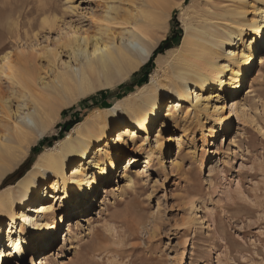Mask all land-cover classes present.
<instances>
[{
	"label": "rangeland",
	"instance_id": "1",
	"mask_svg": "<svg viewBox=\"0 0 264 264\" xmlns=\"http://www.w3.org/2000/svg\"><path fill=\"white\" fill-rule=\"evenodd\" d=\"M19 2L0 0V137L12 133L14 122L21 123L33 105L43 106L41 101L48 92L41 82L51 83L53 73L61 72L64 63L75 64L71 49L64 46L65 38L87 35L88 44L94 37L119 42L136 21L155 43L146 62L133 74L79 96L57 110L42 135L34 131V141L26 152L0 177V196L15 191V184L38 154L63 138L93 108H108L149 80L156 57L169 50L153 56L170 34L173 15L182 32L175 48L184 26L202 32L207 39L228 23L259 20L264 11V0H26L18 14ZM252 38L244 33L240 41L225 45L228 47L217 61L226 63L223 53L229 46L239 56L243 43ZM203 44L200 41L198 48ZM254 57L236 94L220 90L216 83L197 88L194 92L200 94V103L196 108L192 106L196 101L193 92L176 114L163 116L147 135L135 137L133 145L127 141L126 150L113 159L114 172L106 186L96 177L98 189L93 202L91 195L85 199V210H72L73 198L61 200L60 190L49 200L55 221L41 219L38 231L24 223L25 229L18 233L21 221L17 220L11 235L30 237L29 246L36 233L43 236L51 228L47 223L54 224L57 236L40 252L23 249L22 258L11 257V250L5 247L3 264H36L41 253L48 255V264H264V62L258 63V54ZM170 60L162 64L163 71L158 69L159 79L171 73ZM7 65L12 66L17 81L10 78ZM225 75L227 82L229 72ZM193 90L192 86L190 92ZM162 93L165 112V103L172 97L165 88ZM232 99L238 101L236 116L230 107ZM217 106L221 107L220 118L215 113ZM229 114L223 130L221 120ZM123 115L118 110L116 119L121 122ZM72 121L75 123L63 132V125ZM111 130H115L113 125ZM128 157L136 160L132 184L126 179L127 172L122 176ZM72 165L66 166L67 175ZM19 167L16 176L28 169L19 178L4 180ZM91 172L97 175L96 170ZM43 189L41 184L38 193ZM0 224V241L5 245L7 217ZM68 226L71 231L67 233Z\"/></svg>",
	"mask_w": 264,
	"mask_h": 264
},
{
	"label": "bare ground",
	"instance_id": "2",
	"mask_svg": "<svg viewBox=\"0 0 264 264\" xmlns=\"http://www.w3.org/2000/svg\"><path fill=\"white\" fill-rule=\"evenodd\" d=\"M25 1L19 2L18 7L21 8H18V14H21L24 9ZM235 14L233 13V16ZM42 22L48 24L45 19ZM134 23L132 28L119 38V42L115 38L105 40L102 37H94V41L88 44L87 35L79 37L73 35L65 38L64 46L71 49L75 64L64 63L61 72L53 71L51 83L41 82L44 92H48V94L44 93L43 101L40 100L43 106L38 103L37 106L33 105L31 111L29 109L26 111L21 123L14 122L12 133L0 137V177L26 152L28 146L34 141L32 139L34 131L42 135L48 130L59 108L79 96L96 89L110 87L124 80L146 62L155 41L139 25L137 26L136 21ZM244 33L253 35V38L246 45L243 43L241 53L236 56L235 50L230 46L233 45L234 40L240 41ZM200 41L204 44L199 49ZM225 45H230L223 53L226 63L218 62L217 56L224 47H228ZM262 50H264V11L260 14L259 20L255 19L247 24L228 23L209 35L207 39L202 36V32L184 26L179 46L167 50V54L163 57H156L155 69L146 83L138 86L108 108H93L63 138L45 147L38 154L32 167L15 184L17 188L15 191L8 190L0 196V219L7 217L9 222L5 245L2 240L0 241L3 247L0 248V264H3L6 257L5 247L11 250V257L17 254L18 258H22L23 249L40 252L47 249L57 236L54 224L47 223L51 228L44 230L43 236L39 235V232L36 233L33 245L29 246L27 243L32 241L30 237L22 239L19 235L16 238L11 235L13 228H16L17 220L21 221L18 233L28 225H31L32 229L40 230L41 221L46 220L45 218L55 221L56 217L51 214L53 206L49 200L55 199V193L60 190H62L61 200L73 198L72 210L79 208L85 210L87 208L85 199L91 195L93 202L94 193L98 189L96 177L99 178L102 186H106L105 183L114 172L113 159L115 160L119 153L126 150L127 141L133 145L135 137L142 133L147 135L154 125L159 124L163 116L168 118L174 112L176 114L180 111L182 102L187 101L197 88L203 89L209 84L216 83L220 90L224 89L230 95L236 94L243 86L252 64L255 63L254 54L259 55L258 63L264 62ZM169 60L172 62L171 73L168 75L165 73L163 78L159 79L158 69L163 71L162 64ZM6 68L10 70L11 79L17 78L11 65H7ZM227 72H229L228 81L225 82L223 77ZM192 86L194 90L190 92ZM164 88L167 96L173 99L165 103L167 106L165 112L162 106V100H164L162 89ZM193 95L196 101L192 106L196 108L200 103V94L194 92ZM230 102V107L236 116L238 101L232 99ZM118 110L124 112L121 122L116 119ZM219 110L221 107L217 106L215 113L217 114ZM217 116L220 118V115L217 114ZM229 120L230 114L221 120L223 130L227 127ZM112 125L114 131L111 130ZM110 153L113 154L112 158L111 156L108 158ZM125 161L122 176L127 172L126 179L129 184H132L135 177L131 173L136 160L128 157ZM147 161L146 159L144 162ZM71 163L73 165L70 168V174L67 175L64 171ZM92 170L97 171L96 176L91 172ZM41 184H44V189L38 193ZM64 204L67 202L65 201ZM71 215H73L72 212L69 213V216ZM61 218L62 216L60 220ZM69 231L71 229L68 226L66 232ZM1 233L0 224V236ZM67 233L64 234V240ZM47 258L48 255L41 253L36 264H48Z\"/></svg>",
	"mask_w": 264,
	"mask_h": 264
},
{
	"label": "trees",
	"instance_id": "3",
	"mask_svg": "<svg viewBox=\"0 0 264 264\" xmlns=\"http://www.w3.org/2000/svg\"><path fill=\"white\" fill-rule=\"evenodd\" d=\"M181 35H182L181 28L179 27V23H178V21L176 19V16L173 15L172 18L170 19V34L165 39H163L158 44V46L154 49L153 56L158 54V53H162L163 51L176 46L178 41L181 38ZM145 75H146V73L144 74V76ZM63 112H65V111H63ZM74 123L75 122L72 121V122L67 123V125H63V127H62L63 130L62 131L65 132L67 130V128L72 126ZM32 150H35V148H33ZM20 167L17 170H15L12 174H8L4 178V180L16 176V174L20 171ZM27 169L28 168L24 169V171H22L20 173V175L19 176L17 175L15 178H17V177L19 178Z\"/></svg>",
	"mask_w": 264,
	"mask_h": 264
}]
</instances>
